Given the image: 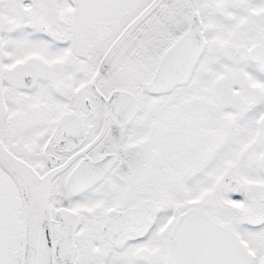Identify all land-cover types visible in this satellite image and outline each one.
Returning a JSON list of instances; mask_svg holds the SVG:
<instances>
[{"label":"snow or ice","instance_id":"snow-or-ice-1","mask_svg":"<svg viewBox=\"0 0 264 264\" xmlns=\"http://www.w3.org/2000/svg\"><path fill=\"white\" fill-rule=\"evenodd\" d=\"M0 264H264V0H0Z\"/></svg>","mask_w":264,"mask_h":264}]
</instances>
